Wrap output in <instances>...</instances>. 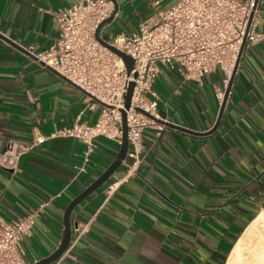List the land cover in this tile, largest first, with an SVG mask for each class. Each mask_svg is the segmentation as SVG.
I'll use <instances>...</instances> for the list:
<instances>
[{
    "label": "crops",
    "instance_id": "obj_1",
    "mask_svg": "<svg viewBox=\"0 0 264 264\" xmlns=\"http://www.w3.org/2000/svg\"><path fill=\"white\" fill-rule=\"evenodd\" d=\"M79 0H0V217L40 208L24 238L26 263L63 241L65 213L116 158L121 144L97 137L87 169L86 144L66 135L94 123L101 104L43 65L56 40L55 12ZM102 35L138 31L178 0H116ZM262 39L244 49L228 83L221 69L200 81L164 68L156 88L165 125L142 133L139 161L127 154L114 174L70 214L71 242L51 264H226L245 229L264 208V0ZM222 93L223 97H218ZM219 123L215 131L210 132ZM128 175L109 199L108 184Z\"/></svg>",
    "mask_w": 264,
    "mask_h": 264
},
{
    "label": "built area",
    "instance_id": "obj_2",
    "mask_svg": "<svg viewBox=\"0 0 264 264\" xmlns=\"http://www.w3.org/2000/svg\"><path fill=\"white\" fill-rule=\"evenodd\" d=\"M259 3V1H258ZM256 0H178L154 13L134 33H108L101 37L108 45L125 51L134 58L128 74L122 56L103 44L96 36L99 25L115 13L114 0H79L56 12L59 34L39 58L71 79L94 99L91 106L102 105L94 123L76 122L64 133L86 144L78 172L85 171L97 137L122 143L123 116L126 111L128 155L139 161L142 155V133L147 127H162L144 111L162 118V102L156 88L164 68L178 70L187 80L200 81L210 72L221 69L229 83L238 56L245 48L259 42L260 10ZM134 82L131 105L125 107L130 82ZM218 97L222 98V93ZM128 175L106 187L109 199L126 181ZM40 208L25 215L0 217V264H27L24 238L31 235Z\"/></svg>",
    "mask_w": 264,
    "mask_h": 264
},
{
    "label": "water",
    "instance_id": "obj_3",
    "mask_svg": "<svg viewBox=\"0 0 264 264\" xmlns=\"http://www.w3.org/2000/svg\"><path fill=\"white\" fill-rule=\"evenodd\" d=\"M258 1L259 0H256V4L258 3ZM114 2H115V12H116L117 11V8H118L117 7V1L114 0ZM114 15H115V13L111 17L107 18L105 21H103L99 25V27L97 28V31H96V36H97V38L103 44L109 46L113 51H115L117 54H119L120 56L123 57V59H124V61L126 63V66H127L128 74L130 75L131 74V71H132V69L134 67V58L130 54L126 53L125 51L120 50V49H118L116 47H113L111 45H108L107 42L100 35V29H101V27L104 24H106L107 22H109L110 20H112L113 17H114ZM0 37L3 38V39H5L6 41H8L9 43H11L12 45H14L16 47H19V45H17L11 39H9L8 37H6L5 35H3L1 33H0ZM245 44H246V39H244V41H243V44H242V47H241V50H240V53H239V56H238V60H237L236 66H235L234 71H233V73L231 75V78L229 80L228 87H227V90H226V93H225V97H224V102L222 104V110H221V112L223 111V108L225 106V102H226L227 96H228V94H229V92L231 90V86L233 84V81H234V78H235V75H236V72H237V68H238L239 62L241 60L242 54H243L244 49H245ZM38 59L40 60V62L43 65H45V66L49 67L50 69L56 71L57 73H59L60 75H62L63 77H65L67 80H69L72 83H74L71 79H69L65 75L61 74L54 67L46 64L39 57H38ZM74 84L77 85L76 83H74ZM77 86L80 87L79 85H77ZM80 88H82V87H80ZM133 88H134V82L131 81L130 84H129L128 93L126 95V103H125V107L126 108H129L130 105H131V97H132V93H133ZM88 94H90V93H88ZM90 95L95 100H97L99 103H101L102 105H108L104 101H102L99 98H97L95 95H93V94H90ZM137 109L141 110L142 112H145L146 114H148L150 117L154 118L159 123H163L165 125H168V126H171V127H175L177 129H180V130H185V131L188 130V129L183 128V127H181L179 125H176L174 123H171L168 120H164L162 118L156 117L155 115L144 111V109H142L140 107H138ZM121 112H122V116H123V131H124V134H123V140H122V143H121V146H120V149H119V151L117 153L116 158L110 163V165L107 167V169L105 171H103V173L97 179H95L81 194H79L77 197H75L70 202V204L68 205V207L66 208V213H65L66 230H65V235H64L63 241L61 242V244L59 245V247L52 254H50L49 256L44 257V258H42V259H40V260H38V261H36V262H34L32 264H51L52 262L56 261L57 259H59L64 254V252L66 251V249L68 248V246H69V244L71 242V222H70V214H71V211L73 210L74 207H76V205L80 201H82L91 192L95 191L98 187H100L102 184H104L114 174V172L117 170V168L120 166V164L126 159L127 154H128V149H129V140H128V135H127L126 111H125L124 108H122L121 109ZM218 125H219V123H217L216 126L213 129H211L210 132L215 131L216 128L218 127Z\"/></svg>",
    "mask_w": 264,
    "mask_h": 264
},
{
    "label": "bare ground",
    "instance_id": "obj_4",
    "mask_svg": "<svg viewBox=\"0 0 264 264\" xmlns=\"http://www.w3.org/2000/svg\"><path fill=\"white\" fill-rule=\"evenodd\" d=\"M226 264H264V208L245 229Z\"/></svg>",
    "mask_w": 264,
    "mask_h": 264
}]
</instances>
